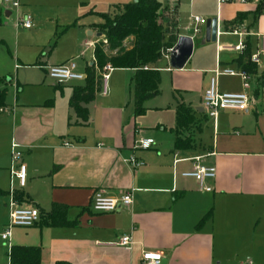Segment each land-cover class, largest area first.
<instances>
[{"label":"crops","instance_id":"obj_1","mask_svg":"<svg viewBox=\"0 0 264 264\" xmlns=\"http://www.w3.org/2000/svg\"><path fill=\"white\" fill-rule=\"evenodd\" d=\"M134 1L20 0V9L0 2V45L7 47L17 76L13 82L12 75L1 78L6 71H0V87L10 82L17 92L13 104L0 108L6 113L0 115V194L11 201L13 185L21 193L18 204L35 206L41 214L39 223L15 226L8 240L1 239L11 246L38 247L43 264H143L145 251L161 253L166 264H264V3L257 15L260 0H159L165 9H176L178 37L194 39L193 57L182 69L170 66L169 54L155 65L161 81L159 92L151 96L160 94L163 75H169L174 120L167 126L160 119L152 123L156 127L138 125L145 112L137 113L136 105L135 113L127 112L123 83L116 75L122 69L129 77L135 103L136 70L108 62L113 70L86 103V121L70 106L74 86L86 79L59 84L49 76L48 66L76 57L88 62L90 48L94 52L87 67L96 64V45L105 40L97 25L104 19L93 24L86 16ZM20 10L31 16L33 27L17 26ZM195 16L203 22L196 23ZM214 17L217 40L202 43L205 20ZM236 19L238 25L226 28ZM22 33L35 40L21 43ZM240 42L252 55L260 51L253 73L238 64L245 49L233 47ZM225 68L250 74L247 91L252 99L247 111L222 110L211 118L197 108H203V93L212 79L221 92L244 91L241 76L216 72ZM97 75L102 78L100 70ZM47 78L54 82L53 91L42 96L33 92L36 87L49 89ZM73 82L78 83L63 88ZM25 89L36 99L20 101ZM177 101L190 106L199 119L198 127L184 133L183 147H178L175 131ZM151 137L155 142L150 148L135 147L139 139ZM13 142L23 153L15 164L26 165L23 186L12 175ZM131 156L140 163L137 167L127 161ZM196 157L216 168V176L206 180L210 191L183 175ZM99 189L113 196L132 191L133 203L97 212L92 198ZM56 204L64 207L67 225L45 221ZM125 235L132 244H114Z\"/></svg>","mask_w":264,"mask_h":264},{"label":"trees","instance_id":"obj_2","mask_svg":"<svg viewBox=\"0 0 264 264\" xmlns=\"http://www.w3.org/2000/svg\"><path fill=\"white\" fill-rule=\"evenodd\" d=\"M263 3L264 0H260L255 12L257 15L262 10ZM102 15L104 22L97 27L104 34L105 40H100L96 45L98 66L101 69L111 62L115 67L135 69L136 111L144 112V101L159 92L161 75L155 65L165 53H169L178 40L176 9H165L159 0H136L116 4L112 12ZM238 22L237 19L227 22L226 28L234 27ZM251 56L252 53L247 47L237 61L240 67L253 73L256 71V64ZM102 83L103 80L97 75L93 64L87 67L85 84L74 86L70 106L86 121L88 112L85 105L94 98ZM6 97L7 87H0V108L6 106ZM176 119L177 144L178 147H183L181 145L186 141L184 133L198 127L199 119L196 112L183 102H178L176 106ZM14 198L19 202L21 193L15 191ZM64 210L62 205L56 204L45 217V221L49 225H67ZM39 222L40 219L37 223ZM9 258V264H43L41 251L35 246L13 245L9 250ZM54 264L72 263L56 261Z\"/></svg>","mask_w":264,"mask_h":264},{"label":"built area","instance_id":"obj_3","mask_svg":"<svg viewBox=\"0 0 264 264\" xmlns=\"http://www.w3.org/2000/svg\"><path fill=\"white\" fill-rule=\"evenodd\" d=\"M178 1V0H172ZM220 2H225L228 0H219ZM240 2H247L248 0H239ZM1 3L9 4L15 8L21 6L20 0H0ZM196 23H202L203 18L199 16L194 17ZM19 26L24 28H31L32 18L30 15H24L19 19ZM199 31L198 28L195 30ZM246 45L240 42L239 45L233 47L235 50H243ZM260 51H264V48ZM260 51L252 55L251 60L255 63H259ZM113 70V66L107 63L102 68V79L105 82L109 76L110 72ZM217 73H224L227 75H239L243 80L242 92H221L214 79H212L211 85L203 93L202 106L206 114L211 118H216L220 111L222 110H237V111H247L251 102V95L248 93L247 89L250 87V74L246 70H234L231 68H225L223 70H216ZM48 74L57 83L63 84L71 81H80L86 79V74H82L78 71V66L74 59L69 60L62 64H55L48 66ZM4 111V108L1 109ZM154 144L152 138H141L139 139L135 147L136 148H150ZM66 145H69L66 143ZM12 175L19 180L21 186L26 182V165L15 163L19 161L23 153L20 150V144L13 142L12 144ZM134 167H137L140 163L136 160L134 156L127 159ZM184 176L194 177L198 180L201 188L206 191H210L211 187L206 185V180L209 178H214L216 176V168L214 166H206L200 162V157L195 158V163L191 170L183 172ZM133 203V193L132 191L125 192L121 196H113L108 194L104 190L95 191L92 198V207L97 212H113L120 209L123 206H129ZM10 221L7 225V229L2 233L1 237L3 240H8L11 237V230L15 226L30 227L35 225L40 219V213L35 206H21L18 204L14 198V188L12 185L11 189V201H10ZM132 238L129 235L122 236L118 241L114 242L115 245L129 246L132 244ZM163 256L159 252L145 251L142 254L143 264H160Z\"/></svg>","mask_w":264,"mask_h":264},{"label":"rangeland","instance_id":"obj_4","mask_svg":"<svg viewBox=\"0 0 264 264\" xmlns=\"http://www.w3.org/2000/svg\"><path fill=\"white\" fill-rule=\"evenodd\" d=\"M17 9H20V7ZM24 15L25 14H22V12L20 10V12L18 13V17H17V26H18L19 19ZM86 17L91 18L92 21L94 22L93 24H98L101 21H103V19H104L102 12H98V11H96L94 14L86 16ZM47 30H48V28H47ZM24 31H28V30H24ZM45 33L46 32L44 31V32H41L40 34L43 35ZM86 37L89 39L94 38L92 36H87V34H86ZM13 38H14V36H13ZM34 40H35V38L31 35H25V33H22L20 35V42L21 43L24 42L25 44H27L28 42L30 43ZM3 52L5 54V57L3 56L4 55ZM93 52L94 51L92 50V48H90L88 50V52H87V56H88L87 61L88 62H90V59H91ZM169 53H170V51H169ZM168 54L165 53L163 58L168 56ZM7 57H8V60H7ZM192 57H193V55H192ZM261 60H262V63L264 65V55L262 56ZM74 61L76 62L77 66H78V71L81 72L82 74H86V67H87V63H88V62H86V59L84 61V59L82 57H79V58L76 57L74 59ZM95 63H96L95 64L96 70H100V72L102 73L103 67L100 69L97 61ZM13 65L14 64L10 61V55H9L7 47L4 45H0V71H4V70L6 71L5 73H3L5 77H1V78H7L8 75H12L13 82H15L17 80L16 69L14 68ZM161 65H162V63H161ZM3 74H0V75H3ZM116 75L120 76L121 82L123 83L122 89H123V95H124V103L126 105L127 112H128V110L133 109L134 113H135L133 88L131 89L129 77L125 76V72L122 69L117 71ZM80 82L83 83L84 81H80ZM74 83H78V82L69 83V84L65 85L63 88L65 89L66 87L70 86V84H74ZM48 84L50 85L49 89H45L46 87L44 89L36 87L37 89H35L33 92H35L36 90H39L40 96L45 94L46 91L51 93L53 91L54 82L47 78L45 85L48 86ZM252 85L253 84H251V90H249V92L253 90L252 87L254 85L253 86ZM170 87H171L170 77H169V75L167 76L166 73H164L163 81H162V84L160 87L161 92L157 97L150 96L144 101L143 106L146 109L144 111L145 115H143V116H145V117H143L139 120L140 122L138 123V125L142 124L146 128L156 127L157 123H154V124H152V123L154 121H159V119H160L167 126V125H169L168 123L170 121L174 120V118H175V116H174V100L172 97V91H171ZM26 92H27V89H25V93H23V92L19 93L20 101H21V99H23V100L24 99H30V98L36 99L35 95L30 96ZM260 96H261L260 100H264V95L262 93ZM16 97H17V92L15 91V88L12 87V83L9 82L8 87H7L6 102L13 104L14 101H16ZM5 114L6 113H0V115H5ZM142 114H139V116H141ZM152 139L155 142V139L154 138H152ZM9 202H10V200L6 194H4V193L0 194V264H8V257H9L8 251H9V248L11 246V244H8L7 242L4 243L1 239V232L3 231L4 225L9 224V221H10L9 220L10 219V215H9L10 212L8 209Z\"/></svg>","mask_w":264,"mask_h":264},{"label":"water","instance_id":"obj_5","mask_svg":"<svg viewBox=\"0 0 264 264\" xmlns=\"http://www.w3.org/2000/svg\"><path fill=\"white\" fill-rule=\"evenodd\" d=\"M218 24L217 18H207L205 20V34L202 43L215 42L217 40ZM101 35V33H99ZM194 39L189 35H180L174 47L169 53V64L174 69H182L193 53ZM203 111L204 108H197ZM160 264H166L162 259Z\"/></svg>","mask_w":264,"mask_h":264}]
</instances>
